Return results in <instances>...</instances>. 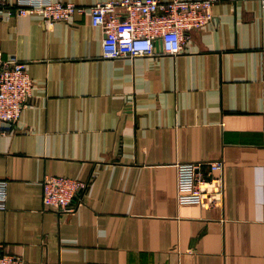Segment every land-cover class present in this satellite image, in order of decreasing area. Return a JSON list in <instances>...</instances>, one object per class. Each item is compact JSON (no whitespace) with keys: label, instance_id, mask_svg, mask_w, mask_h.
<instances>
[{"label":"crops","instance_id":"crops-1","mask_svg":"<svg viewBox=\"0 0 264 264\" xmlns=\"http://www.w3.org/2000/svg\"><path fill=\"white\" fill-rule=\"evenodd\" d=\"M17 8L0 12V49L34 88L18 122L0 121L5 250L26 264H264V0H218L181 53L134 58L102 56L89 12L49 24ZM220 159L223 204L180 203L176 164ZM48 175L89 182L76 211L44 204Z\"/></svg>","mask_w":264,"mask_h":264},{"label":"built area","instance_id":"built-area-1","mask_svg":"<svg viewBox=\"0 0 264 264\" xmlns=\"http://www.w3.org/2000/svg\"><path fill=\"white\" fill-rule=\"evenodd\" d=\"M218 0H107L78 5L59 0H16L20 15H39L49 24L70 21L89 12L92 24L102 27L104 58L176 55L182 52L188 32L204 27L214 18ZM7 0H0V12ZM11 11L8 10V14ZM34 81L27 62L17 56L5 58L0 49V121L10 129L30 105ZM180 203L208 207L223 204L224 161L178 162ZM219 171V175H215ZM89 182L69 176L48 175L43 180V201L60 213L76 211ZM7 181L0 180V208L5 207ZM0 264H26L19 254L9 253L0 243Z\"/></svg>","mask_w":264,"mask_h":264}]
</instances>
